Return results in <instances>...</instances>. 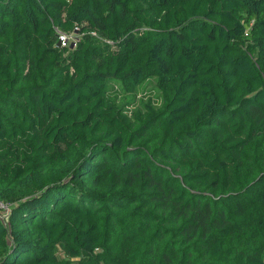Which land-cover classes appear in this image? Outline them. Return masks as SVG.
Returning <instances> with one entry per match:
<instances>
[{
	"label": "trees",
	"instance_id": "obj_1",
	"mask_svg": "<svg viewBox=\"0 0 264 264\" xmlns=\"http://www.w3.org/2000/svg\"><path fill=\"white\" fill-rule=\"evenodd\" d=\"M0 202V264H264V0H0Z\"/></svg>",
	"mask_w": 264,
	"mask_h": 264
},
{
	"label": "rangeland",
	"instance_id": "obj_2",
	"mask_svg": "<svg viewBox=\"0 0 264 264\" xmlns=\"http://www.w3.org/2000/svg\"><path fill=\"white\" fill-rule=\"evenodd\" d=\"M95 37L96 38H98V40L100 41V42H107L108 43V41L105 39V38H103V37H100L98 34H95ZM73 40H75L74 39V36H71L70 38H69V40H67V42H70V41H73ZM149 81V82H148ZM148 82V83H147ZM145 83H147L146 84V87L150 84V83H152V81H151V79L150 78H147V80L145 81ZM142 92H144V91H139V93L137 94V95H131V94H129V95H127V96H125L124 97V104H125V106L126 107H131L133 104L131 103V104H126L129 100H132V102L135 104V103H140V101L141 100H145V98H144V96L142 95ZM8 208H9V206H7V207H1L0 208V217H5V215L7 214V211H8ZM55 253L58 255V256H62L63 255V252H62V249H61V247L60 246H56V248H55ZM97 253H99V251L97 250ZM85 257H88L86 254L84 255ZM99 263L100 264H104V262L102 261V258H99Z\"/></svg>",
	"mask_w": 264,
	"mask_h": 264
},
{
	"label": "built area",
	"instance_id": "obj_3",
	"mask_svg": "<svg viewBox=\"0 0 264 264\" xmlns=\"http://www.w3.org/2000/svg\"><path fill=\"white\" fill-rule=\"evenodd\" d=\"M59 41H60V43L62 44V45H65V43L67 42V38H66V36L65 35H60L59 36ZM7 207V205H5L4 203H1L0 202V208L1 207Z\"/></svg>",
	"mask_w": 264,
	"mask_h": 264
}]
</instances>
